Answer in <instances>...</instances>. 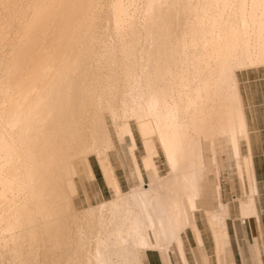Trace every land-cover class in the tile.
Returning a JSON list of instances; mask_svg holds the SVG:
<instances>
[{
	"label": "bare ground",
	"instance_id": "obj_1",
	"mask_svg": "<svg viewBox=\"0 0 264 264\" xmlns=\"http://www.w3.org/2000/svg\"><path fill=\"white\" fill-rule=\"evenodd\" d=\"M261 68L264 0H0V264H191L188 230L201 263L199 211L216 264H237L222 182L235 172L238 219L260 228L239 74ZM93 156L112 195L79 207Z\"/></svg>",
	"mask_w": 264,
	"mask_h": 264
},
{
	"label": "rangeland",
	"instance_id": "obj_2",
	"mask_svg": "<svg viewBox=\"0 0 264 264\" xmlns=\"http://www.w3.org/2000/svg\"><path fill=\"white\" fill-rule=\"evenodd\" d=\"M240 74L239 77H240L241 90L245 99L247 111H250V108H253V112L255 113L254 120H252L251 130H254V127L257 130V133L253 134L255 135L254 139L260 148L259 152L264 153V68H261L259 70L256 69L246 70L244 72H241ZM133 127L135 128L134 124ZM113 136L115 138L118 151L112 152L111 158L114 163V168L116 167L115 171H117L118 176L121 178L122 189L127 191L130 189L131 186L135 184V181L132 177L134 171L133 168L134 163L132 161L133 159L128 151L127 142L122 144L118 139L115 130L113 131ZM137 144H138V149L136 150V153L138 159L141 161V158L143 156V149H142L143 147H142V141L138 135H137ZM91 159L96 174V178H94L93 180L84 179L83 181H81L82 183L80 184V193L76 197L77 199L75 200V202H77V205L79 207L86 206L88 204H96L104 199L109 198L112 195L110 188H108L109 186L107 185L105 179L103 178L102 171L99 167L96 157L93 156ZM156 160L159 166L160 173L162 175L168 174L169 168L165 162L162 152H160V156L157 157ZM230 173H232L233 183L231 184L230 181L225 180L226 178L225 179L223 178V182H222L223 199L224 201L229 202L230 208L231 205L233 208H235L237 205V209H238L239 204L235 196L243 195V191L239 187L240 186L239 180L237 179L235 172L230 170ZM144 176L146 181L149 182L151 179L150 174L144 171ZM207 207L214 209L217 208L216 199L211 200V204L207 205ZM196 219L205 240L204 251L207 254V259H209V264H216V260L214 256L213 240L206 225V221H205L206 217L204 212L203 211L196 212ZM237 222H239V224ZM237 222L236 223L239 226L237 225L238 232L236 233V235L240 236L239 232L242 235L239 237V239H240L241 247L245 251L246 249L248 250V247L250 246V244L247 245L249 243L247 228L244 223L241 224L242 226L240 225L241 221L238 220ZM229 225L231 229L232 244L234 247V251L237 254V262L238 264H243V260L245 259V256L244 257L242 256L243 260L240 258L238 254L239 253L238 247L240 243L237 244L236 236L234 234L233 226L231 222L229 223ZM241 237L244 238L243 239L244 241L241 240ZM185 243L191 264H198V263L201 264L205 261H206L205 263L208 264L207 259H202V262L200 263L196 253V243L193 239L190 230L187 231V236H185ZM149 255H152L154 257L159 256V254L156 251H151V252L149 251L148 258ZM245 261L247 262V264L253 263L252 258L251 260L249 259ZM172 262L173 264H179L177 255L172 254Z\"/></svg>",
	"mask_w": 264,
	"mask_h": 264
},
{
	"label": "crops",
	"instance_id": "obj_3",
	"mask_svg": "<svg viewBox=\"0 0 264 264\" xmlns=\"http://www.w3.org/2000/svg\"><path fill=\"white\" fill-rule=\"evenodd\" d=\"M246 111H247V108H246ZM254 115H255V113L253 112V108H250V111H247V117H248L249 128H250V139H251V145H252V155H253V160H254L255 173H256L257 180H258V188H259L258 207H259L260 216H261V227H260L261 229L259 228V225H258L256 219H252V220L246 219L244 224L246 225V228H247L249 244L254 243L256 239H259L260 258L264 262V153L259 152L260 148L254 139L255 135H253V134L257 133V130L255 129V127H254V130H251V125H252V120H254ZM115 170H116V167H115ZM116 174H117V171H116ZM117 176H118V174H117ZM118 178H119V181H120V184L122 187L121 178L119 176H118ZM239 210H240L239 206L237 209V205L235 208H233L231 205L230 214H232V216L227 220L230 236H231V229H230V225H229L230 222L233 226L234 234L237 233L236 232V226H237L236 222L239 220L238 219ZM241 224H243V223H241ZM235 236H236L237 244H239L240 239L238 238V236L236 234H235ZM243 239L244 238L241 237L242 241H244ZM231 242H232V237H231ZM232 246H233V244H232ZM240 246H241V243L239 244V247H238L239 248L238 254H239L240 258L243 260L241 250H240ZM233 249H234V247H233ZM249 253H250L249 249L248 250L246 249L244 251L245 260H249V259L251 260V256L249 255ZM234 254H235L236 261H237V254L235 251H234ZM149 261H150V264H163L160 256L154 257L152 255H149ZM237 264H238V262H237Z\"/></svg>",
	"mask_w": 264,
	"mask_h": 264
}]
</instances>
